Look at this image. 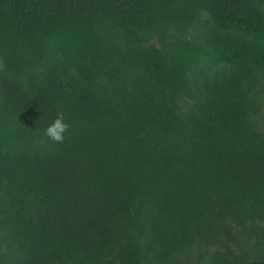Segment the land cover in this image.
Segmentation results:
<instances>
[{
    "label": "trees",
    "instance_id": "trees-1",
    "mask_svg": "<svg viewBox=\"0 0 264 264\" xmlns=\"http://www.w3.org/2000/svg\"><path fill=\"white\" fill-rule=\"evenodd\" d=\"M0 57V264H264V0H0Z\"/></svg>",
    "mask_w": 264,
    "mask_h": 264
},
{
    "label": "clouds",
    "instance_id": "clouds-1",
    "mask_svg": "<svg viewBox=\"0 0 264 264\" xmlns=\"http://www.w3.org/2000/svg\"><path fill=\"white\" fill-rule=\"evenodd\" d=\"M70 124L65 120V113L58 111L55 118L44 130V135L54 143H63L65 134L69 131Z\"/></svg>",
    "mask_w": 264,
    "mask_h": 264
},
{
    "label": "rangeland",
    "instance_id": "rangeland-1",
    "mask_svg": "<svg viewBox=\"0 0 264 264\" xmlns=\"http://www.w3.org/2000/svg\"><path fill=\"white\" fill-rule=\"evenodd\" d=\"M147 43L150 45H154L155 47L161 46V42L157 36H149ZM2 65H3L2 64V58L0 57V68L2 67ZM198 68L214 71L215 69L219 68V66L217 64L211 62V61H205V62L200 63ZM263 82H264V78H263ZM257 121L259 122L261 128H264V105L259 110V114L257 116Z\"/></svg>",
    "mask_w": 264,
    "mask_h": 264
}]
</instances>
